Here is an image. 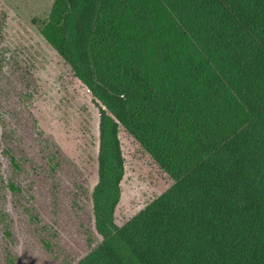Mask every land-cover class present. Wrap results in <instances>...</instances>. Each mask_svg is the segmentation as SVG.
<instances>
[{
  "label": "trees",
  "instance_id": "trees-1",
  "mask_svg": "<svg viewBox=\"0 0 264 264\" xmlns=\"http://www.w3.org/2000/svg\"><path fill=\"white\" fill-rule=\"evenodd\" d=\"M0 120L32 199L87 204L63 264H264V0H0Z\"/></svg>",
  "mask_w": 264,
  "mask_h": 264
},
{
  "label": "rangeland",
  "instance_id": "rangeland-1",
  "mask_svg": "<svg viewBox=\"0 0 264 264\" xmlns=\"http://www.w3.org/2000/svg\"><path fill=\"white\" fill-rule=\"evenodd\" d=\"M49 9L38 12L34 16L44 19ZM33 13L25 11L23 16L29 18ZM34 28L37 27L34 26ZM8 153H13L18 158H26H24V152L11 144L1 131L0 264H6V256L9 252L15 258V264H63V256H73L72 254L84 251L87 239L85 225L89 215L87 204L78 206L76 209L71 206L65 192L57 186L54 191L51 188L50 192H47V188L53 186L46 183L49 178L47 176L39 177V182L43 181L46 185L41 186L42 188L37 185L40 192L37 193L36 198L32 199L30 187L25 182L27 178L22 184L19 175L13 173ZM72 169L75 170L68 164L67 175ZM62 172L60 170L57 175H62ZM52 175V178H55V175ZM9 181H16L21 191L11 190ZM31 205L35 210L33 212L39 215V223L36 220H30L28 209ZM8 228L10 235L6 232ZM46 240H49L54 248L45 246ZM68 241L70 244L67 243Z\"/></svg>",
  "mask_w": 264,
  "mask_h": 264
},
{
  "label": "crops",
  "instance_id": "crops-1",
  "mask_svg": "<svg viewBox=\"0 0 264 264\" xmlns=\"http://www.w3.org/2000/svg\"><path fill=\"white\" fill-rule=\"evenodd\" d=\"M22 16L25 11L34 12L29 18H23L30 21L36 13L49 9L54 0H7Z\"/></svg>",
  "mask_w": 264,
  "mask_h": 264
}]
</instances>
